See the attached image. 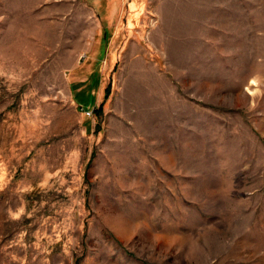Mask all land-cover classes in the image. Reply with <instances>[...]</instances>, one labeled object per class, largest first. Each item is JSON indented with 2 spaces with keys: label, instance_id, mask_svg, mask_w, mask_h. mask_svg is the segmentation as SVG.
Returning a JSON list of instances; mask_svg holds the SVG:
<instances>
[{
  "label": "rangeland",
  "instance_id": "rangeland-1",
  "mask_svg": "<svg viewBox=\"0 0 264 264\" xmlns=\"http://www.w3.org/2000/svg\"><path fill=\"white\" fill-rule=\"evenodd\" d=\"M0 264H264V0H0Z\"/></svg>",
  "mask_w": 264,
  "mask_h": 264
}]
</instances>
